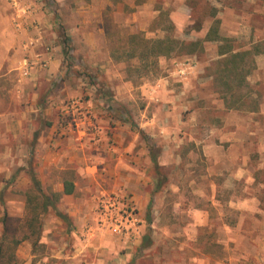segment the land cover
<instances>
[{
  "label": "rangeland",
  "instance_id": "374dc122",
  "mask_svg": "<svg viewBox=\"0 0 264 264\" xmlns=\"http://www.w3.org/2000/svg\"><path fill=\"white\" fill-rule=\"evenodd\" d=\"M110 3L0 0V235L33 173L46 194L65 179L73 192L56 203L66 220L49 207L39 244L19 243L18 264H264V121L250 113L264 69L247 76L244 109H228L217 41L157 57L145 42L202 40L211 5L236 51L262 50L264 0Z\"/></svg>",
  "mask_w": 264,
  "mask_h": 264
},
{
  "label": "trees",
  "instance_id": "16d2710c",
  "mask_svg": "<svg viewBox=\"0 0 264 264\" xmlns=\"http://www.w3.org/2000/svg\"><path fill=\"white\" fill-rule=\"evenodd\" d=\"M206 15L211 16L212 22L209 25L202 40L184 42L175 38L146 39L151 48L146 49L147 54L151 56H166L171 53L194 54L204 49V41H217L216 68L214 70L213 80L218 82V93L223 99L225 107L230 109H244L247 97H251L252 89L247 82V76L256 68L254 55L264 51L260 50L258 45L244 51H236L232 40L220 34V19L217 17V8L208 6ZM202 21V17H201ZM64 43H66L64 41ZM64 52L68 54V49ZM246 91L242 92V87ZM249 102H256V99H250ZM251 109V108H250ZM151 160L155 166L157 161L155 155H151ZM30 188L25 191L24 202L25 212L22 217H12L4 214L1 218L0 235V264H18L16 257V248L20 242L28 240L32 246H37L43 229L42 216L52 207L57 216L66 220V214L58 211L56 203L60 200L62 194H71L73 192V183L67 179L63 181V190L61 192H52L46 194L40 187L36 176L30 174ZM0 193V200H2ZM150 210V204L148 205ZM142 246L149 245L148 236L143 237Z\"/></svg>",
  "mask_w": 264,
  "mask_h": 264
},
{
  "label": "crops",
  "instance_id": "0c3cea01",
  "mask_svg": "<svg viewBox=\"0 0 264 264\" xmlns=\"http://www.w3.org/2000/svg\"><path fill=\"white\" fill-rule=\"evenodd\" d=\"M107 4H111L110 3V0H107ZM250 29V28H249ZM239 31H243V30H239ZM248 31V29L247 30H244V32H247ZM258 59H260V61H258ZM255 60H257V67H256V70H257V68L258 69H264V56L262 57V56H260V57H257L256 58V56H255ZM263 61V62H262ZM262 62V64H259V63H261ZM263 80H264V78H263ZM18 91V90H17ZM9 113V112H8ZM7 113V114H8ZM250 113H260V114H262L263 115V121H264V105L263 106H260V107H255V108H253V109H250ZM7 116V115H6ZM3 117V114H0V118H2ZM19 122V121H18ZM249 124H251V121H250V123ZM19 125L20 124H17V122H16V124H14V125H12V124H6L5 126H6V128H5V131L6 132H10L9 134L12 136V137H15L18 133H19V131H20V127H19ZM263 125H264V123H263ZM232 129V128H231ZM249 132V135L247 134H244L243 136H239L238 135V131L237 130H230L229 131V139H230V141H231V143H239L240 142V144H242L245 140H247V138H248V136H251V135H254L255 134V132H253L252 131V129L250 128V130L248 131ZM258 136V135H257ZM1 138H2V135H1V126H0V142H1ZM46 142H48V140H45ZM243 174H244V170L243 171H241V170H239L235 175H234V179H240L242 176H243ZM247 174V173H246ZM250 177V176H249ZM251 178V177H250ZM229 179H230V177H229Z\"/></svg>",
  "mask_w": 264,
  "mask_h": 264
}]
</instances>
